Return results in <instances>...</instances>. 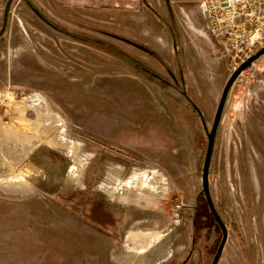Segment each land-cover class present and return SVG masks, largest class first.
I'll return each mask as SVG.
<instances>
[{
	"label": "rangeland",
	"instance_id": "374dc122",
	"mask_svg": "<svg viewBox=\"0 0 264 264\" xmlns=\"http://www.w3.org/2000/svg\"><path fill=\"white\" fill-rule=\"evenodd\" d=\"M7 1L0 0V89L16 97L0 128L43 117L54 128L45 148L56 169L55 182L45 171L21 199L0 176V264H114L138 219L121 214L138 194L147 214L164 221L158 230L172 257L163 264H210L221 231L201 192L206 134L244 59L211 37L193 47L188 23L203 17L198 0H11L4 25ZM208 180L227 227L217 264H264V55L230 89ZM74 191L92 204V223L58 217ZM100 205L110 211L101 226Z\"/></svg>",
	"mask_w": 264,
	"mask_h": 264
},
{
	"label": "crops",
	"instance_id": "0c3cea01",
	"mask_svg": "<svg viewBox=\"0 0 264 264\" xmlns=\"http://www.w3.org/2000/svg\"><path fill=\"white\" fill-rule=\"evenodd\" d=\"M182 12L185 11L182 9ZM185 14L186 17L189 16V14ZM188 24L191 31L189 40L196 50H200L199 44L201 45V43L204 45L205 43L211 44L204 17L201 18V21L194 22L189 20ZM155 47L160 49L156 45ZM20 119L27 128H23V126L19 129L6 128L2 130L0 128V165L5 162L7 163L6 170L2 172L3 174L0 173V176L8 177L5 179V182L10 181V184H6L8 188L5 190L12 196L18 197V199L24 198L34 191L36 185H38L37 183H39V179L43 177L42 173L45 171L52 172L49 175L52 178L48 182H55L53 173L56 169L52 158H50L45 148L46 145L48 147L51 145L49 140L54 128L46 126L43 117L27 118L20 116ZM17 175L21 176V180L15 183L13 177ZM71 182H69L70 185L72 184ZM42 188L43 190L41 191L44 192L45 186ZM147 207V202L143 200L140 194L134 197L133 200L126 202L121 214L122 220L120 221H123L124 216L128 215L130 210L138 214V219L134 220V223H129V227L121 239L122 250L119 249L116 252L114 250L112 256L114 264H163L171 256L167 251L165 239L160 233L161 230H158L162 228L164 221L161 220L157 213L148 215L146 212ZM97 208L101 210L97 212H99L98 215L100 217V222L98 223L102 225L105 223L101 217L103 211L105 216L110 215V211L108 210L109 208L105 209L102 205ZM90 231L92 234L93 230L90 229ZM96 233L98 234V232Z\"/></svg>",
	"mask_w": 264,
	"mask_h": 264
},
{
	"label": "built area",
	"instance_id": "2783aa9c",
	"mask_svg": "<svg viewBox=\"0 0 264 264\" xmlns=\"http://www.w3.org/2000/svg\"><path fill=\"white\" fill-rule=\"evenodd\" d=\"M198 5L207 33L231 52L233 59L245 60L264 46V0H198ZM15 97L9 86L0 89V121ZM181 207L177 204L172 208L174 217Z\"/></svg>",
	"mask_w": 264,
	"mask_h": 264
},
{
	"label": "water",
	"instance_id": "95a60500",
	"mask_svg": "<svg viewBox=\"0 0 264 264\" xmlns=\"http://www.w3.org/2000/svg\"><path fill=\"white\" fill-rule=\"evenodd\" d=\"M10 2L11 0H8L6 4L4 5V25L6 23V14H7V10L9 9ZM38 14L46 24H49V22L46 19H44L39 12ZM3 31H4V26L0 30V35ZM263 55H264V46L256 50L253 54H251L248 58H246L243 62H241L230 74V76L228 77L227 81L225 82L223 86V89H222V92L218 100L215 113L212 119L211 127L206 134L207 144H206V150H205L204 160H203L202 169H201V184H200L201 192L204 195L205 202L207 204L208 210L213 220L218 225L221 231V240H220V243L216 249V252L210 264L218 263L221 257L226 239H227V227L224 224L218 212L216 211V208L214 206V203H213V200L210 194L209 180H208L209 166H210V160H211V156L213 152L216 132H217V129H218L221 117H222V113H223V109H224V106L227 100L228 93L232 85L234 84V82L236 81V79L239 77V75L242 72L248 69L255 61H257ZM197 113H198L199 118L202 119V115L199 113V111H197ZM204 130L206 131L207 128L205 127Z\"/></svg>",
	"mask_w": 264,
	"mask_h": 264
},
{
	"label": "flooded vegetation",
	"instance_id": "af4514ba",
	"mask_svg": "<svg viewBox=\"0 0 264 264\" xmlns=\"http://www.w3.org/2000/svg\"><path fill=\"white\" fill-rule=\"evenodd\" d=\"M88 196H89V194H86V198ZM58 204L60 205V203H58ZM69 204H70V206L68 208V211H66L67 209L66 208H63L60 205L61 206V208H59L60 211L59 210H58L59 212L56 211L57 214H58V217L61 216V213H65V215H66L65 218H68L70 225H71V223L73 225L74 224L73 222L78 221L77 218H79V217L80 218L83 217L88 223H92V215H93V206H92V204H89L87 200L86 201H83V204H82V202L78 201L77 200V194L75 193V191L72 194H70ZM78 208L84 209L85 212L84 213L78 212ZM90 210H91V213H89ZM79 214H81L83 216H79ZM87 214H89L90 217ZM77 223L78 222H76V224ZM81 223L83 224V226L86 229H89L90 228L87 223H83V222H81ZM27 228H29V227L27 226ZM22 230H23V228L22 229L21 228L19 229V231H22Z\"/></svg>",
	"mask_w": 264,
	"mask_h": 264
},
{
	"label": "trees",
	"instance_id": "16d2710c",
	"mask_svg": "<svg viewBox=\"0 0 264 264\" xmlns=\"http://www.w3.org/2000/svg\"><path fill=\"white\" fill-rule=\"evenodd\" d=\"M200 113V112H199ZM201 114V113H200ZM200 119V118H199ZM201 120V119H200ZM93 214H94V211H93ZM99 214V212H97V215ZM97 215H94L95 217L97 216ZM97 217H99V215L97 216ZM102 218H103V220H104V217H105V215L103 214L102 216H101ZM105 221V220H104ZM105 223H107L106 221H105ZM104 223V224H105ZM108 224V223H107ZM97 225H100V224H97ZM106 225V224H105ZM101 226V225H100ZM181 264H184V262L183 263H181Z\"/></svg>",
	"mask_w": 264,
	"mask_h": 264
}]
</instances>
